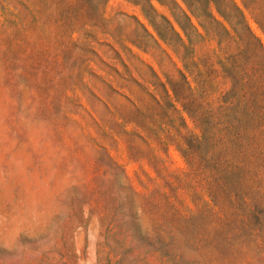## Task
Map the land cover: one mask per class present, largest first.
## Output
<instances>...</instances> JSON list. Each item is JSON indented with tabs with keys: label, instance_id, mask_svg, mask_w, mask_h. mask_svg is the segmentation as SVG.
Returning a JSON list of instances; mask_svg holds the SVG:
<instances>
[{
	"label": "rangeland",
	"instance_id": "374dc122",
	"mask_svg": "<svg viewBox=\"0 0 264 264\" xmlns=\"http://www.w3.org/2000/svg\"><path fill=\"white\" fill-rule=\"evenodd\" d=\"M232 2L264 47V0H0V264H264V148L174 93L246 62Z\"/></svg>",
	"mask_w": 264,
	"mask_h": 264
},
{
	"label": "trees",
	"instance_id": "16d2710c",
	"mask_svg": "<svg viewBox=\"0 0 264 264\" xmlns=\"http://www.w3.org/2000/svg\"><path fill=\"white\" fill-rule=\"evenodd\" d=\"M232 4L235 14L220 9L218 12L236 32L239 38L237 51L247 54L246 62H242L239 53L229 62L230 69L220 61L225 70H215L214 73L221 81L216 84L212 80L200 97L194 95L188 82L193 97L182 99L175 90L174 93L196 128L204 136L211 135L213 142L217 143L215 148L219 163L229 157V150L237 151L241 143L247 163L256 164L263 159L264 148V55L259 56V51L264 54V47L250 29L243 10L234 2ZM188 6L192 9L190 4ZM245 6L248 8L246 3ZM168 23L175 32L173 25ZM240 26H243L245 32H241ZM175 34L180 36L177 32ZM223 85L228 87L223 88Z\"/></svg>",
	"mask_w": 264,
	"mask_h": 264
}]
</instances>
